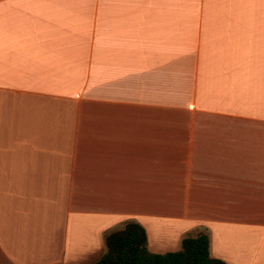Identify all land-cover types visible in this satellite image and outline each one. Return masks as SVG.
Returning <instances> with one entry per match:
<instances>
[{
  "label": "crops",
  "instance_id": "1",
  "mask_svg": "<svg viewBox=\"0 0 264 264\" xmlns=\"http://www.w3.org/2000/svg\"><path fill=\"white\" fill-rule=\"evenodd\" d=\"M128 220L264 264V0H0V264Z\"/></svg>",
  "mask_w": 264,
  "mask_h": 264
},
{
  "label": "trees",
  "instance_id": "2",
  "mask_svg": "<svg viewBox=\"0 0 264 264\" xmlns=\"http://www.w3.org/2000/svg\"><path fill=\"white\" fill-rule=\"evenodd\" d=\"M143 226L134 220L104 234L105 249L92 264H227L209 255L204 232L183 236L174 250L153 252L146 248Z\"/></svg>",
  "mask_w": 264,
  "mask_h": 264
}]
</instances>
